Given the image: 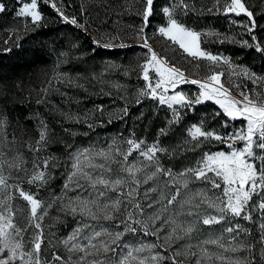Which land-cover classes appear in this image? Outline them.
<instances>
[{"label": "snow or ice", "instance_id": "1", "mask_svg": "<svg viewBox=\"0 0 264 264\" xmlns=\"http://www.w3.org/2000/svg\"><path fill=\"white\" fill-rule=\"evenodd\" d=\"M45 2L47 3L48 0H45ZM153 2L154 0H145V6L141 13L144 25L139 29V34L143 40V47L148 49V55L143 65L140 66L142 79L146 82V85L145 88L139 90V95L157 100L160 105H167L169 108H173V105L191 106L204 101H214L222 109L224 116L231 121L242 120L246 122L245 126L232 133L221 135L214 130H205L203 122L199 125L193 124L187 129V132L197 146L203 138L204 140H215L221 144H226L228 151L206 152L197 162L196 167H188L178 173H173L172 169H166L161 164L158 153H165L167 149L161 147L159 142L148 146L143 140L128 138L125 141L127 148L123 151L118 145L114 150L112 146L97 151L92 148L77 150L71 157L72 171L64 188L67 189L70 183L75 184L76 187H83L84 185L80 181H84L93 189L95 199L88 200L80 197H76L74 200L69 199L68 203L64 204L60 210H70L73 215L79 212L81 215L89 216L92 219H98V212H102L106 220H114L117 215L125 216L116 225L118 229L123 225L122 230L114 233L108 229L94 230L90 236L84 237L87 244L82 245L78 242V237L84 228L89 227L87 224H81L64 239L55 238L54 234H50L49 237L45 236L43 221L48 215V209L52 208L57 201H62V196H56L50 201H42L37 198L36 194L22 186L25 182L28 185L39 182L38 186H43L51 178V174L48 172L50 164L51 167L56 166L51 163L55 160V157L41 158L39 155L51 142L47 125H41L38 130V138L34 144L31 141L24 143V146L33 153L31 161L33 171L28 175L29 170L26 167L28 160L22 152L17 150L14 156L8 157L7 153L3 151L4 148H8L7 137L3 134L7 120L6 118H0V264H51L50 261L41 259L42 246H51L55 249L59 244H63L70 254L68 259L63 261V264H81L88 256H98L101 253L107 254L109 252L116 253L117 248L127 249L126 254L120 255L118 260L93 259L88 264H133V262L147 264L149 257L138 255L144 252L149 253L153 264H163L165 260H171V264H183L177 257L181 255L185 258L197 256L196 252L191 251L194 247L191 244L183 246L185 249L183 252L180 248H175L173 255L169 257L163 256L159 252L152 255V250L158 247L155 243L141 242L136 246L121 243L127 233L136 234L137 228L133 225H141L144 235H155L158 239L160 238L159 233L165 231L163 227H155L156 221L161 219L159 215L149 216L148 220L134 218L137 213L144 215V209L135 199L139 187L141 184H147L161 175L168 177L173 184L182 182L181 186L184 189H188L190 182H202L209 186L200 189L188 199L179 201L182 210L185 204L189 205L186 214L195 216L196 220L188 223L185 227L183 223H178L176 219H164V224L172 225L163 238L164 243L168 245L165 251L172 248L171 241L173 239L180 241L185 236L190 237L196 230L198 223L211 226L226 222L229 226L225 227L223 231L231 235V242L235 246L225 250L238 252L246 248L249 255L252 256L255 245H246L242 240H238L241 233L246 237L251 236V230L243 227L239 222H233L239 219L252 222V211L256 210L261 213L262 222L258 225L260 232L258 243L261 245L260 255L264 258V87L259 91L255 89L244 91L239 84H235L234 87L238 95L234 96L232 88L227 86L222 79L225 75L223 71H211V74L203 80L187 79L184 70L170 65L166 58L158 56L148 44L147 38L142 35L144 27H147L149 17L153 15ZM220 2L221 0H214V6L218 10ZM51 7L68 22V18L64 17V13L57 7L55 2L51 3ZM5 11L6 5L0 3V13ZM190 11L194 12L196 8L186 0H173L170 6L163 7L162 12L167 18V23L166 26L158 29L159 33L172 43L177 44L179 48L196 60L203 59L217 66L221 62L229 65V78L233 75L245 77L251 80L253 84L264 85V76H257L246 67L233 66L228 58L213 55L203 50L201 48V36L213 35V33L195 31L177 18L178 14L187 15ZM208 11H212V9H208ZM223 11L225 14L234 13L237 16L241 14L247 16L250 23L244 25V27L250 34L255 30L254 13L246 5L245 0H230V2L225 0ZM16 15L30 18L33 24L40 22L43 18L38 10V0L21 3ZM70 23L77 25L75 18L71 19ZM118 38V36L110 37L113 40ZM252 40L255 41L256 37L252 36ZM94 43L99 45L100 41L96 40ZM243 43L247 45V41ZM104 46L109 45L105 44ZM248 46L251 47L252 45ZM254 46L256 51L264 52V47H261L259 43ZM196 67L199 68L200 66L197 64ZM150 70L154 71V77L150 76ZM153 79L155 80L154 83ZM180 83L199 85L200 91L195 99H190L183 92H177L174 95L167 94L170 89L175 90ZM139 102L138 99L137 103ZM126 111L127 109H125ZM220 114L216 113V115ZM174 116L176 119L170 121V123L179 121V115L174 112ZM227 126V122H225L223 127ZM160 134L165 135L166 131L161 129ZM11 143L15 145V136ZM237 144L241 146L237 147ZM8 150L12 151L11 148H8ZM134 152L138 153V157L133 162H129V157ZM98 160L103 162H97ZM112 164L119 166V172L112 168ZM6 169L8 175H5ZM13 170L17 173L24 172L28 175V179L24 181L23 177L17 176L15 179L19 182L9 184L8 181L12 178ZM140 174H143V180L139 178ZM165 183L167 186V181ZM8 189H14L18 194V198L27 203L28 215L23 226L17 222L18 215H23V209L13 207L12 201L17 197L8 193ZM155 190V188L146 190L145 196L149 191ZM108 192H114L117 195L115 198L109 197ZM178 196H180V187L176 188V192L170 198H166L161 194L162 200L167 199L163 211H167L169 205L176 203ZM196 197H199L198 201ZM254 197L256 198L255 202ZM102 198L105 199L102 200ZM126 203L132 205L135 211H128L125 206L124 212L121 213L122 205ZM152 206L151 203L147 205L149 208ZM202 206H206L204 213L200 212ZM208 209L214 210L215 214L207 212ZM184 214L183 211L178 213V215ZM55 219L58 220L59 217ZM149 220L152 222L151 225L148 222ZM233 233L235 235H232ZM102 236H108L111 239H99ZM221 240L222 236L201 243L224 248ZM94 241L96 242L94 243ZM113 245L116 247H113ZM159 247H163V245H159ZM195 247H200V245ZM200 251L203 256L197 257L195 264H202L204 258L210 261L212 256L215 255L209 252L207 248L200 247ZM74 252L83 253L76 262H73L71 257V253ZM217 258L222 259V257ZM52 261H62V257L53 251ZM232 264H253V260L247 258L245 260L237 259Z\"/></svg>", "mask_w": 264, "mask_h": 264}, {"label": "rangeland", "instance_id": "2", "mask_svg": "<svg viewBox=\"0 0 264 264\" xmlns=\"http://www.w3.org/2000/svg\"><path fill=\"white\" fill-rule=\"evenodd\" d=\"M165 1V0H162ZM165 6H170L173 0ZM30 2V0H9L10 3L8 11H12V15L17 16L21 3ZM45 2V0H38V10H40V3ZM55 2L57 7L64 13V17L68 18V22L51 7V3ZM230 2V0H229ZM0 3H3L0 1ZM47 4L55 11V19L61 23L69 24V28L65 32L59 33L58 37H55L50 44V51L53 50L55 55V61L52 66H49V71L39 74V82H43V86L39 88V83L37 88L27 87L20 94H11V97H16L18 103L22 104V109L25 108L29 110L30 119L23 120L18 114L14 115L7 120V124L3 130V134L7 137L8 148H4L3 151L7 153L8 157L14 156L16 151H20L24 154L25 158L28 160L26 167L29 170L28 175L33 171L32 169V157L33 153L24 146L26 141H31L33 144L38 138V130L41 125L44 124L45 118L39 115V102L43 103L44 113H50L51 118L55 120V125H57L53 130L50 131L49 138L52 140L53 136L60 134L63 142L60 145V152L56 155L54 163L56 166H49L48 172L51 174V178L43 186H38L37 184L28 185L26 182L23 183V187L27 190L33 192L37 195V198L42 201H50L56 196H62V201H57L52 208L48 209V215L43 221L45 236L49 237L50 234H54L55 238L64 239L69 234L73 232L75 228L81 224H87L89 227L84 228L78 237V242L82 245L87 244V240L84 239L86 236H90L92 232L100 231L101 229H108L110 232H115L123 229V225L118 229L116 225L120 223V220L124 219V215H117L114 220H106L102 212H98V219H92L89 216L81 215L77 212L73 215L69 211H61L60 209L64 204H67L69 199H75L80 197L82 199L92 200L95 199V193L93 189L86 184L84 181H80L83 187H76L75 184H69L67 189L64 185L68 183V176L72 171V155L77 152V150L92 148L94 151L99 149H108L109 146L113 147V150L118 145L120 149L126 150L127 145L125 141L128 138H133L132 135L123 132V128L120 126V120L123 117L122 103L127 101L128 97L132 96L134 98H148L139 95V90L145 88L146 82L142 79L141 65L145 62L148 55V49L143 47V40L140 37L139 29L143 27L144 21L142 17V12L145 6V0H48ZM202 8L204 10L212 9L215 10L214 0H207L204 2ZM163 6V7H165ZM162 7V8H163ZM224 8V6H223ZM226 18L225 31L221 32L213 27H203L200 30H195L201 33H213V35H202L201 40L206 44H211L215 41H221L222 39H235L237 41H247L250 42L252 39V34L248 33L244 25L249 24V18L243 14L237 16L234 13L225 14ZM44 18L43 13L41 12ZM13 16V17H14ZM42 18V20H43ZM75 18L77 25L70 23L71 19ZM56 22V20H55ZM19 27L15 30H7L0 34V48L5 45H10L9 39L12 38L13 42H17L21 37L24 29L32 28L34 24L31 22L30 18L22 17L20 22L16 21ZM167 18L165 17L164 23H155L153 26L144 27L143 37L147 38L148 44L160 57L167 59L170 65H174L181 70L185 71V76L187 79H199L203 80L207 75L211 74V71H223L225 73L222 78L225 84L232 88V94L234 96L238 95L234 85L239 84L241 89L244 91L250 90H261L264 85L253 84L251 80L245 77L230 76L229 65L220 63L218 66L211 64L209 61L200 59L196 60L189 56L179 48L177 44L172 43L166 37L162 36L158 29L160 27L166 26ZM37 24V23H36ZM188 27V26H187ZM191 28V27H189ZM193 29V28H192ZM88 34L89 36H86ZM119 37L118 39H110V37ZM90 37V38H89ZM99 40L100 45L104 46L108 44L111 46L121 47L124 44H134L138 48L133 57L138 59L141 56L142 60L139 63V75L143 80V84L140 86H132L128 82V77L132 76L126 73V66H123L122 60H104L101 63H97L96 68L93 63L96 61H90V56H88L86 48L97 45L94 41ZM12 42V43H13ZM201 48L213 55H218L221 57H226L230 60L233 66L246 67L251 72H254L257 76H264L262 72L254 71L244 64L237 63L231 59L227 54L221 51H213L210 48L204 47L201 42ZM59 49H62L59 51ZM64 51L70 54L75 62L84 61V67L86 70H78L74 72L64 73L65 70L60 62H64ZM200 67L197 68L196 65ZM84 68V69H85ZM154 71L150 70V76L154 77ZM127 77V79H125ZM126 82L124 84L123 82ZM155 80L153 79V83ZM77 83L86 85V90L84 93L76 92L75 87ZM129 83V84H128ZM200 89L198 84L192 83H180L175 90H169L168 95H174L177 92H183L190 99H195L198 95ZM2 94H0V100ZM98 99H107L108 104L100 105L97 103ZM154 100V99H153ZM39 101V102H38ZM157 101V100H156ZM158 102V101H157ZM205 102V101H204ZM214 102V101H211ZM217 105V104H216ZM169 108L167 105H163ZM218 106V105H217ZM183 107L182 105H173V108H169L171 112H177V110ZM219 107V106H218ZM222 112V109H220ZM5 108L0 104V118H5L4 115ZM32 114V116H31ZM45 115V114H44ZM215 121V132L217 134L224 135L225 133H232L238 130L240 127L245 126L246 122L242 120L231 121L229 118L224 116L220 122H216L217 119L213 118ZM227 122V127L223 125ZM197 124V123H196ZM191 124L189 128L192 126ZM199 125V124H197ZM107 129H113L112 132L107 131ZM16 137V143L13 145L11 142L13 137ZM145 142L146 145L150 146L156 141H149L145 139H140ZM115 142V144H114ZM212 145L217 147L208 152L216 151H228L226 144H221L213 140ZM240 147V144L236 145ZM52 146L48 144L46 148L39 153L41 158H47L49 151H51ZM138 157V153L134 152L132 156L129 157V162H133ZM159 157V156H158ZM141 160L143 158H140ZM160 159V158H159ZM97 162H103L98 160ZM161 162V160H160ZM259 163V161H257ZM197 166V165H196ZM195 166V167H196ZM112 168L119 172V166L117 164H112ZM173 173H178L173 171ZM121 175H126L120 173ZM5 175H8V170H5ZM28 175L24 172L12 171V178L9 179V184H15L17 181L15 178L17 176L23 177L24 181L28 179ZM62 178V182L58 185V179ZM115 178V177H113ZM139 178L143 180V174H140ZM167 181V186L166 182ZM180 184H173L168 177L159 176L158 178L149 181L147 184H141L138 190V195L135 197L136 201L140 203L141 207L144 209V215L137 213L135 219L138 220H148L149 216L159 215L160 220L156 221L155 227H163L165 231L159 233V239L155 235H144L141 225H133L137 228L136 234L127 233L123 238V243H127L132 246H136L139 243H155L158 245L157 248L152 250V255L157 252L161 253L163 256H172L173 250L175 248H180L181 252L185 249L183 246L191 244L194 247L191 251L196 252L197 256L188 257L181 255L177 257L181 260L183 264H195L197 257H202L203 253L200 251V247L207 248L209 252L214 253L212 259L209 261L207 258L202 260V264H232L233 261L252 259L253 264H264L259 260L258 255H260L261 245L256 242V235H254V230L257 229V223H261V213L259 211L253 210L252 216L253 221L248 222L242 219L234 221L233 223L239 222L243 227L251 230V236H245L243 233L240 234L238 240H242L244 244H254L253 255H249V251L245 248L244 250L238 252H232L230 249L235 246L231 242V235L224 232L223 229L229 226L226 222H222L220 225H214L212 230L205 232L202 228V223L197 224L196 230L191 234L190 237L185 236L183 240L176 241L173 239L171 241L172 248L165 251L168 245L164 243V236L167 231L170 230L171 224H164L165 218L176 219L178 223H183L186 227L188 223L196 220L195 216L187 215L189 205L185 204L184 209L180 208L179 201L186 200L190 196L195 195L200 189L207 188L209 186L203 184L202 182H190L188 189H184ZM180 187V196L177 198V202L173 205H169L167 211H163L164 205L167 203V199H161V194L164 197L170 198L172 194L176 192V188ZM150 188H155V191H149L147 196H145L146 190ZM127 191V189H125ZM218 191V190H213ZM8 193L13 194L17 198L12 201L13 207H20L23 209V215H18L17 222L23 226L26 223V217L28 215V206L25 201L18 198V194L14 189H8ZM211 194V193H209ZM109 197L115 198L117 193L108 192ZM105 198H102V200ZM199 200V197H196ZM256 198L254 197V202ZM151 203L153 206L151 208L147 205ZM127 207L128 211H135V209L130 204L122 205L121 213L124 212V207ZM206 206H202L200 209L201 213L205 212ZM95 211V209H94ZM183 211L184 215H178ZM207 212L215 214L214 210L208 209ZM59 217V219H55ZM151 225V221H148ZM232 235H235L233 233ZM222 236L221 242L224 244V248H220L212 244H202V241L208 239H217ZM99 239L110 240L108 236H102ZM96 241H94L95 243ZM163 245V247H159ZM200 245V247H195ZM43 251L41 253L42 260H48L51 264H63V261L68 259L70 255L65 249L63 244H59L57 248L53 249L51 246H42ZM113 247H116L113 245ZM55 251L56 254L62 257V261H52V252ZM127 249L117 248L116 253L109 252L107 254L101 253L98 256H88L85 261L81 264H88V262L93 259L97 260H107L114 261L120 258V255L126 254ZM83 253L74 252L71 253L72 261L76 262ZM138 255L149 257L147 264H153L148 252L140 253ZM217 257H222L218 259ZM136 264V262H133ZM163 264H171V260L163 261Z\"/></svg>", "mask_w": 264, "mask_h": 264}, {"label": "trees", "instance_id": "3", "mask_svg": "<svg viewBox=\"0 0 264 264\" xmlns=\"http://www.w3.org/2000/svg\"><path fill=\"white\" fill-rule=\"evenodd\" d=\"M0 1L6 5V11L0 13V34L7 30L18 29L20 25L16 21L20 22L22 17L14 16L12 11H8L9 0ZM206 1L186 0V2L195 6L196 11H190L187 15L178 14L177 18L186 26L195 30H200L203 27H213L218 31H225L224 22L228 17L223 13L225 0H221L219 10L215 7V10L212 11L202 9L205 8L202 4ZM169 3L170 1L167 0H154L153 15L148 20L149 26L165 22L162 7ZM245 3L253 11L256 20V28L251 33L252 36L256 37L255 41L250 39L247 45L235 39H222L210 45L206 44L203 39L201 42L204 47L213 51H221L229 55L233 61L264 74V52L256 51L254 46L259 43L261 47H264V0H245ZM40 10L44 15L43 20L34 24L30 29H24L22 37L17 42H13L11 38L8 42L11 43L10 45L7 44L0 48V94H2L1 98H4L0 100V104L5 108L4 115L6 120L10 117L13 119L15 114H18L23 120L30 119V111L25 108L22 109L23 106L18 103L16 97H11L10 99L8 97L11 94H20L27 87L35 89L38 87V83L39 88L43 86V82H39V77H36V75L38 72L41 74L49 71V66L53 65L56 55L53 50L50 51V44L55 37L59 36V33H63L69 28V24L61 23L55 19V11L46 2L40 3ZM86 36L89 35L86 34ZM137 48L134 44H124L121 47H105L99 44L87 47L86 51L88 56H90V61H96V63H93L95 67L97 63H101L104 60H122L123 66H126V73L129 72L128 74L132 75L128 77V82L132 86H140L143 84V80L139 75L138 66L142 58L141 56L138 59L133 57ZM61 50L59 49V51ZM64 52V62H60L65 70L64 73L68 74L69 72L87 69L84 67V61L75 62L70 54L66 53V51ZM123 83L126 84L125 81ZM86 88V85L77 83L75 91L84 93ZM138 99L139 103H137ZM97 103L106 106L108 100L98 99ZM121 107L123 117L120 120V126L123 128V132L132 135L136 140L145 139L159 142L161 147L167 149L165 153H158L161 164L166 169L170 168L172 171L181 172L188 167H195L204 153L217 148L212 145L213 140L209 141L203 138H201V142L197 146L187 132L191 124H200L201 122H203L205 130H215L213 118L217 119L216 122L218 121L221 124V119L224 115L214 102L205 101L200 104L180 107L175 112L179 115V121L173 123H170V121L176 119L174 113L153 99L130 96L127 101L122 103ZM125 109H127L126 112ZM43 110V103L39 102V115L45 118L44 124L47 125L50 134V131L57 125H55L56 122L51 118L50 113H44ZM216 113L221 114L216 115ZM161 129L166 131L165 135L160 134ZM107 131L112 132L113 129H107ZM50 141L49 144L52 149L49 151L48 156L56 157L60 152V145L63 139L60 134H56ZM58 180L57 184L59 185L62 182V178ZM258 225L259 223H257V229L254 230L256 242L259 241L260 236ZM201 226L205 232L212 230V227H214V225L206 226L203 224ZM257 258L261 262L264 260L259 255Z\"/></svg>", "mask_w": 264, "mask_h": 264}]
</instances>
